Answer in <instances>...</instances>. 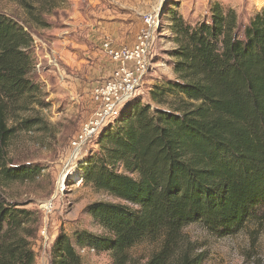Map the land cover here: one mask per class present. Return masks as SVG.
<instances>
[{"label":"trees","instance_id":"obj_1","mask_svg":"<svg viewBox=\"0 0 264 264\" xmlns=\"http://www.w3.org/2000/svg\"><path fill=\"white\" fill-rule=\"evenodd\" d=\"M13 1L29 22L47 25L43 14L65 0ZM172 20L178 79L153 90L168 108L124 106L102 128L100 150L80 174L97 191L120 199L87 206L107 233L81 230L72 238L61 230L51 264H84L76 245L111 251L114 264H140L131 260L132 246L159 239L160 249L144 264H200L183 243L186 225L200 222L218 236L232 235L264 210V9L243 35L235 11L220 3L212 5L210 19L195 25L181 16ZM33 43L30 28L0 12V264H35L30 212L1 189L40 171L8 158L15 133L42 122L18 120L40 88L30 78Z\"/></svg>","mask_w":264,"mask_h":264},{"label":"rangeland","instance_id":"obj_2","mask_svg":"<svg viewBox=\"0 0 264 264\" xmlns=\"http://www.w3.org/2000/svg\"><path fill=\"white\" fill-rule=\"evenodd\" d=\"M153 1L65 0L43 14L47 25H38L29 22L19 3L0 0V12L25 24L34 38V67L30 78L40 88L36 93L37 101L20 112L18 120L28 117L42 122L15 133L8 146V158L13 165L38 166L40 171L31 178L5 182L1 189L17 208L30 212V225L34 230L30 242L35 251V263L43 251L42 229L50 237V248L44 247L48 248L50 264L51 246L61 230L72 238L81 230L98 235L107 233L87 212V206L96 201L119 202L120 199L97 191L80 175L90 156L100 150L99 135L93 136L78 155L73 154L72 141L94 116L93 89L111 75L115 66L103 50V41L110 35L111 40H117H112L114 45L131 44L143 24V14ZM215 3L235 11L240 35L264 9V0H164L158 13L149 70L135 96L120 111L133 102L150 104L153 109L168 108V103L154 99L153 90L178 79L175 70L178 45L172 17L181 16L195 25L210 19ZM113 120L106 122L103 128ZM118 124L112 126L116 128ZM50 202L53 209L46 214L43 208ZM182 239L184 245L192 246L200 264H264V210L235 234L218 236L202 223L193 222L184 227ZM161 245V239L136 243L130 249L132 262L146 263ZM76 248L80 253L81 247L76 245ZM80 255L84 264H114L111 251H86Z\"/></svg>","mask_w":264,"mask_h":264},{"label":"built area","instance_id":"obj_3","mask_svg":"<svg viewBox=\"0 0 264 264\" xmlns=\"http://www.w3.org/2000/svg\"><path fill=\"white\" fill-rule=\"evenodd\" d=\"M163 1L154 0L148 11L143 14V24L131 44L124 42L114 45L109 37L103 41V50L115 66L111 75L93 89L95 113L72 141L74 155H78L93 136L99 135L106 122L119 115L121 107L132 99L141 87L149 70L152 41ZM52 209L53 202L43 208L46 214ZM41 237L43 251L35 264H50L48 248L44 249L50 246V237L45 229L41 230ZM86 251L96 252L92 247L80 248L81 254Z\"/></svg>","mask_w":264,"mask_h":264},{"label":"crops","instance_id":"obj_4","mask_svg":"<svg viewBox=\"0 0 264 264\" xmlns=\"http://www.w3.org/2000/svg\"><path fill=\"white\" fill-rule=\"evenodd\" d=\"M108 36L111 37L110 35H108ZM112 40L117 41V40H115L114 38H112Z\"/></svg>","mask_w":264,"mask_h":264}]
</instances>
